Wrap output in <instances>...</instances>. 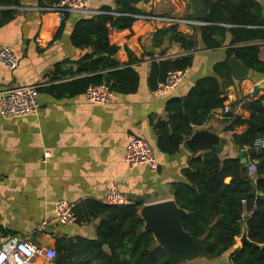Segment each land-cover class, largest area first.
Masks as SVG:
<instances>
[{"label":"crops","instance_id":"crops-1","mask_svg":"<svg viewBox=\"0 0 264 264\" xmlns=\"http://www.w3.org/2000/svg\"><path fill=\"white\" fill-rule=\"evenodd\" d=\"M12 1L0 5V12H11L8 19H0L4 20L0 25V45H9L16 51L19 66L9 70L0 64V92L38 85L40 107L38 114L12 119L0 117V237L15 235L55 248L59 240L97 238L105 215L93 216L86 201L104 203V186L111 181L127 195L134 196L132 201L140 204V215L146 204L175 199L172 185L187 181L183 170L195 154L184 143L174 154L162 152L156 126L169 120L168 105L172 99H184L199 80L217 76L215 66L223 61L227 63V48L233 46L232 35L228 33L222 46L209 47L203 41L201 25H176L179 31L195 39V47L187 49L169 38L160 45L155 37L158 30L175 25L136 19L129 28L117 29L108 24L109 42L118 47L112 56L119 63L115 69L127 66L135 69L139 86L133 93L115 92L109 103L99 105L88 101L86 91H76L77 82L92 75L79 72L78 62L93 54L94 48H79L72 41L76 24L84 16L64 13L62 18V14L33 9L55 0ZM256 1L264 13V0ZM91 6L101 10L119 8L118 0H92ZM143 6L144 13L194 18L188 0H144ZM239 45H257L259 57L264 61V39ZM148 46L155 51L153 57L148 55ZM179 48L190 51L186 56H193L186 77L171 93L155 95L149 82L152 64L159 62L155 58ZM251 70V75L240 83L232 73L230 81L217 76L223 86L224 105L230 104L243 118L250 116L244 104L264 95V73ZM222 109H215L206 124L194 125L193 133L207 128L215 131L219 136L218 146L224 142L222 154L233 156L246 152V161L252 155L251 148L237 147L233 135L244 133L248 126L226 130L224 117L217 115ZM129 134L139 136L153 147L159 163L157 171L147 165L129 169L125 159ZM143 196L146 199H138ZM61 199L77 204L79 214L75 223L51 222L53 203ZM43 221L49 224L42 228ZM105 245L108 251L104 250L110 252L109 244ZM156 245L160 246L157 240ZM236 248L218 259L198 257L180 264H233L231 255ZM83 261L90 262L82 257Z\"/></svg>","mask_w":264,"mask_h":264},{"label":"trees","instance_id":"trees-1","mask_svg":"<svg viewBox=\"0 0 264 264\" xmlns=\"http://www.w3.org/2000/svg\"><path fill=\"white\" fill-rule=\"evenodd\" d=\"M12 2L0 0V5ZM118 5L117 10L111 7L103 10L119 12L120 15L107 13L93 18L83 17L76 24L73 44L79 48H94L93 54L78 62L79 72H91L92 75L77 82V92H85L91 84L100 83L109 84L117 93H133L138 89L139 75L135 69L130 66L115 69L119 63L112 56L118 47L109 42V26L129 28L135 20L131 15L144 12L127 0H118ZM204 5L203 21L206 24L200 26L204 43L209 47L222 46L230 33L233 46L227 48V56L235 55L255 71L264 73L259 47L239 45L264 39L262 6L256 0H205ZM10 14L0 12V19H8ZM3 22L1 20L0 25ZM155 37L160 45L169 38L187 49H193L196 43L193 36L182 33L176 25L158 30ZM192 60L191 54L176 60L153 62L149 78L151 86L155 88L171 69L187 70ZM103 70L109 71L104 75ZM215 71L222 80L231 79L226 61L217 64ZM217 76L199 80L184 99L174 98L169 102V120L160 121L156 126L162 152H178L185 138L192 135L194 125L206 124L215 109L224 107L223 86ZM244 107L250 112L249 118H243L233 110L223 122L226 130L248 126L244 133L233 135V143L239 148L250 146L249 153L258 161V181L254 183L249 176L245 161L248 153L224 155L221 152L223 142L204 155H193L183 170L187 181L174 182L172 186L175 201L187 211L183 226L192 236L203 240L208 259L221 258L237 246L231 255L233 264H264V247L241 244L238 240L244 223H247L249 238L255 243H264V152L259 153L253 148L254 141L264 137V95L246 102ZM227 179L230 180L227 182ZM244 200L247 206H244ZM255 203L256 211L243 221L244 210L251 209ZM86 206L93 216L105 215L98 237L59 240L56 264H172L163 248L156 245L153 233L143 230L145 222L139 213V203L119 206L87 200ZM76 211L79 214L78 207ZM105 244H109L110 252L104 250ZM82 257L90 262H81Z\"/></svg>","mask_w":264,"mask_h":264},{"label":"built area","instance_id":"built-area-1","mask_svg":"<svg viewBox=\"0 0 264 264\" xmlns=\"http://www.w3.org/2000/svg\"><path fill=\"white\" fill-rule=\"evenodd\" d=\"M92 0H59L52 4L37 5L33 9L42 12H54L57 14L76 13L86 18H93L101 14L120 15L117 12H107L101 9H95L91 6ZM136 20L158 22L165 25H204L205 21L190 17H181L175 15H158L152 13H140L131 15ZM190 53L189 50L179 48L177 50H168L164 54L158 55L155 60H176ZM0 64L9 69L15 70L19 66V57L16 51L9 45H0ZM187 70L171 69L164 80L159 81L157 86L152 89L155 95H166L176 90L180 83L186 77ZM38 85H30L21 88L6 90L0 92V117L3 119H12L28 115L38 114ZM86 98L93 104L109 103L115 95L111 86L107 83L91 84L86 92ZM233 111L230 104H225L218 117H225ZM249 146H246L248 148ZM253 148L257 152H264V137L257 138L253 143ZM249 149V148H248ZM49 153H46L48 156ZM125 159L129 169L139 165H147L152 171L159 168L158 158L154 153L153 147L144 139L135 134H129L128 144L125 153ZM247 169L250 178L254 183L260 178L258 161L249 157ZM104 202L109 205H128L133 201L129 195L121 191L115 181H111L104 186ZM1 200V193H0ZM247 206V201H243ZM52 223L63 225L73 224L77 221L75 202L65 199L54 201L53 203ZM255 203L251 209L246 208L242 214V220L246 221L256 211ZM48 221H43L40 227H46ZM57 250L54 246L34 243L30 240L20 238L15 235L0 237V264H56Z\"/></svg>","mask_w":264,"mask_h":264},{"label":"water","instance_id":"water-1","mask_svg":"<svg viewBox=\"0 0 264 264\" xmlns=\"http://www.w3.org/2000/svg\"><path fill=\"white\" fill-rule=\"evenodd\" d=\"M130 4L138 8H144V0H128ZM192 8L194 18L204 20L205 0H188ZM62 14V18H64ZM148 55L154 56L155 51L152 46H148ZM227 66L231 70L232 76L237 83L251 75V68L244 64L235 55H231L227 60ZM184 145L193 154L200 151L211 150L219 145L218 134L211 129L198 130L184 142ZM134 200V196H129ZM141 201L145 196L138 198ZM187 211L180 207L175 199L149 203L141 208V217L145 222V229L153 233L154 238L169 256L172 264L186 263L198 257H207V250L201 238H195L183 226V218ZM241 244L250 243L259 247H264V243L253 242L249 238V228L244 223L241 236L238 238ZM104 249L108 251V246Z\"/></svg>","mask_w":264,"mask_h":264}]
</instances>
